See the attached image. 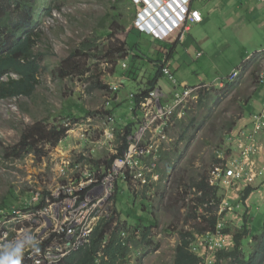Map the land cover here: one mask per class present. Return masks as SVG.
I'll return each instance as SVG.
<instances>
[{
  "label": "rangeland",
  "instance_id": "rangeland-1",
  "mask_svg": "<svg viewBox=\"0 0 264 264\" xmlns=\"http://www.w3.org/2000/svg\"><path fill=\"white\" fill-rule=\"evenodd\" d=\"M41 1V8L51 7L54 10L52 17H46L37 27L39 38L35 53L42 54L39 83L29 97L0 100V207L4 208L2 205L6 202L5 208L9 210H35L41 204V200L36 203L33 201L35 192L43 194L44 200L46 191L58 181L56 177L60 163L66 161L108 168L114 160L113 156L119 154L117 151L120 147L126 141L134 140L133 129L135 131L143 126L145 140L158 146L160 155L156 172L159 179L143 187L137 180H125L119 176L111 203L103 213L107 212V217H114V226L121 230V234H128L129 264H174L180 234L196 232L205 212L195 201L200 195L195 189L181 191L186 194V198L183 202L185 207L179 215L163 210L157 193L161 187H168L177 173L208 177L213 167L225 159L231 146L228 142L231 132L226 133L228 124L223 121L244 110L243 103L253 88L247 89L248 83H243L234 90L229 89L226 98L221 100V97L217 98L219 89L224 88L225 82H233L236 77L233 81L225 77L198 86L196 98L189 99L185 106L173 110L165 138L158 137L157 124L150 126L141 124V121L140 124H133L142 120L145 112L134 100L135 96L143 92L147 80L154 77L161 59L173 49V43L180 34L179 21L186 14L188 1L168 0L165 4L148 0ZM221 27L218 21L215 27H210L215 33L211 39L221 38L222 45H225L227 29L219 36ZM153 29L161 33L160 37L165 36V40L158 39L159 34H152ZM124 40L127 43L126 56L120 58L117 48H123L121 43ZM239 49L233 47L219 55V50L211 46L209 50L215 54L212 62L200 67L204 66L206 70L210 67L214 71L213 66H217L218 73L224 71L242 53ZM175 51V58L184 52L182 46ZM254 55L256 61H262L260 74L264 51ZM176 64L174 62V68ZM259 78L258 75V84ZM112 84L117 85L116 90H113ZM210 108L212 114L205 121L204 117L210 114ZM37 123L43 127V135L49 136L63 129L66 131L59 141L40 142L31 152H23L17 157V151L13 149L23 134L36 127ZM129 127L132 128L131 133L126 131ZM85 130L83 138L81 133ZM107 132L112 134L111 140L107 139ZM41 133L39 131V135ZM144 163L147 164L148 159ZM180 166L179 171L177 168ZM173 167L176 169L173 170ZM10 191L15 196H10ZM100 193L95 192L98 196ZM240 193L233 195V198L238 196L239 204ZM218 196L224 197L222 191ZM131 202L137 208L129 210L139 216L133 214V218H128L125 208ZM240 209L242 218L236 222L238 212L232 204L231 213L224 219V230L233 232L238 227L249 232V236L239 246V256L248 260L255 249L252 238L262 231L257 232L264 216H254L251 224L246 208ZM217 212L218 208H215L212 214L217 215ZM208 217L211 218V215ZM150 222L155 225L149 238L136 237L139 228H145ZM210 237L200 234L194 236L195 245L191 250L197 254V258ZM234 241L230 235L227 247H220L217 252L235 251ZM206 261L202 259V262Z\"/></svg>",
  "mask_w": 264,
  "mask_h": 264
},
{
  "label": "built area",
  "instance_id": "built-area-1",
  "mask_svg": "<svg viewBox=\"0 0 264 264\" xmlns=\"http://www.w3.org/2000/svg\"><path fill=\"white\" fill-rule=\"evenodd\" d=\"M194 21L195 19L187 14L183 23H180L181 29L187 31V22ZM165 58L161 60V68L163 76L173 86L170 100L163 103L161 90L155 88L139 102V107L145 111L141 124H157L156 132L161 138H165L173 110L185 106L189 99L196 98L199 89L198 86H180ZM123 68H126V65H123ZM237 75L238 71L232 72L228 80L233 81ZM259 82L264 83L262 77ZM111 86L116 90V84ZM143 129L142 126L133 132L134 140L128 138L132 141H128L126 150L114 158L108 168H95L66 161L60 163L56 177L58 181L46 191L44 200L43 194L35 192L33 201L36 203L41 200L35 210L0 209V256L5 260L3 264H62L67 255L89 244L93 229L101 219L110 217H107V212L103 213V210L111 203L119 176L125 180H137L143 187L158 181V146L145 140ZM86 131L81 133L83 138ZM263 132L264 111H261L252 115L249 129L240 130L234 137L237 153L231 151L229 156L222 159L209 173V185L219 192L222 191L224 197L219 198L215 230L201 235L211 236L205 246L200 244L203 250L199 256L207 260L204 263L198 256L201 264L216 263L218 249L226 248V242L230 235L232 236L223 232L224 219L232 211V198L227 194L238 195L246 188L253 187L252 185L264 176V146L258 141V135ZM106 137L111 140L112 134L107 132ZM145 159H148L147 164L144 163ZM95 192L101 193L98 196ZM126 234L123 232L122 236L125 238ZM135 235L140 237L139 232ZM213 239L216 240L215 243ZM194 245V242L190 245L193 254L195 253L191 247ZM205 253L208 254L205 256ZM101 255L98 254L99 257Z\"/></svg>",
  "mask_w": 264,
  "mask_h": 264
},
{
  "label": "trees",
  "instance_id": "trees-1",
  "mask_svg": "<svg viewBox=\"0 0 264 264\" xmlns=\"http://www.w3.org/2000/svg\"><path fill=\"white\" fill-rule=\"evenodd\" d=\"M41 2V0H0V100L21 96L29 97L34 93L39 83L38 77L41 70L40 62L42 54L35 53V46L39 38L37 27L43 23L46 17H52V12L54 10L51 7L41 8ZM126 44L124 40L123 43H121L123 48L122 46L117 48L118 57L124 58L126 56ZM174 50L175 48L173 47L168 56H166V60L174 54ZM261 62L262 61H256L255 55L244 61L238 69L239 74L237 78L233 82H226L224 88L219 89L220 91L218 92L217 98L221 97V100L226 98L229 89L234 90L243 83H248L247 88H253V90L256 91ZM163 77L160 65L154 77H150L147 80L146 86L142 90L143 92L135 96L134 101L138 107L141 98L157 88L159 80ZM217 103H220V101ZM208 111L210 114L204 117L205 121L210 118L212 108L208 109ZM243 112L244 110L241 109L232 118L223 121V123L228 124V128L226 130L224 129L226 133H230L234 129L236 121L242 116ZM135 113L137 115L136 111ZM140 121L139 119V122L133 124H140ZM205 121H203L204 124H206ZM130 127L126 129L128 133H131L132 128ZM182 128L184 129V124H182ZM39 131H42L41 135H39ZM65 131L66 129H63L49 136L43 135V127L40 123H37L36 127H33L27 134H23L19 143L13 150L17 151L16 155L19 157L23 152H31L40 142L53 141L55 143L59 141ZM127 147L128 141L124 143V146L122 145L120 147L118 150L119 154L113 156L112 159L118 157ZM229 153V150H227L224 157L227 158ZM180 168L181 166L177 169L180 171ZM175 169L176 168L173 167V170ZM186 175L185 173L182 175L177 173L174 181L171 182L168 187H161L160 192L157 193L159 197L158 202L163 210L168 213H177L179 215L181 210L185 207L183 202L186 198V194L181 191L186 192L187 190L195 189L196 192L200 194L195 201L203 208L205 215L202 216V222L196 227V232H182L180 234L179 244L175 250L174 264H201V259L192 254L189 248L195 239L194 235H203L208 231L215 230L218 217L216 214L213 215L212 213L215 208L217 210L220 203L218 196L219 191L215 187L209 185L207 180L208 177L205 175ZM253 190L254 188L249 187L242 191L240 194V202H244ZM10 196H15V194L10 191ZM42 203H44V201ZM3 204H5L2 205L4 208L0 207V209H6V202ZM126 205L125 210L128 218H133V214L138 215L136 212L132 211L136 208L132 207V205H135L133 202H131L129 206L128 204ZM210 215L211 218L208 217ZM138 219L141 220V218ZM153 220L155 221L154 217ZM248 222L252 223L250 216H248ZM154 225L155 223L152 224L150 222L145 228H139L140 230L137 232L140 233L141 239L144 237L145 239L149 238ZM249 229L253 232L252 228ZM223 232L232 234L234 237L235 251L229 253L222 251L217 252L216 264H264V220L257 231L260 232V234L252 238L255 249L250 254L248 260L239 256V246L242 240L249 236V232L244 229L241 230V228L238 227H236V229L234 228L233 232L229 230H223ZM127 235L128 234H126L124 238L121 234V230L117 226H114L113 216H110L108 219H101L93 229L89 244L67 255L63 259L62 264H129L127 256L130 247L127 243ZM99 253L102 254L100 257L98 256ZM3 261L5 260L0 256V264H3Z\"/></svg>",
  "mask_w": 264,
  "mask_h": 264
},
{
  "label": "crops",
  "instance_id": "crops-1",
  "mask_svg": "<svg viewBox=\"0 0 264 264\" xmlns=\"http://www.w3.org/2000/svg\"><path fill=\"white\" fill-rule=\"evenodd\" d=\"M148 1L154 3L162 1L165 4L168 0ZM185 1H188L185 7L186 14L179 21V27L187 14H190L195 21L187 22L188 29L185 32L180 27V34L173 43L175 50L179 46H182L184 52L175 58L176 51L174 50V54L167 60L180 86L194 88L217 82L220 79L228 77L232 72L238 71L240 65L249 59L250 56L252 57L255 53L264 51V0ZM217 21L222 25L218 32L219 36L223 34L225 28L227 29V34L224 38V41H226L225 45H222L221 38L211 39V35L214 36L215 33L211 31L210 27H215ZM154 29L152 34H159L158 39L164 41L165 36L160 37L161 33H158ZM216 43L218 44L215 45ZM211 46H215V50H219L217 51L219 55H223L226 50L233 49V47H240L242 53L233 59V62L230 66H227L226 70L218 73L217 66H213L214 71H211L210 67L207 70L204 67L205 65L208 66L215 56L212 53L213 51L209 50ZM240 49L238 50L239 52ZM174 62L177 63L175 68L173 67ZM200 65H204L203 68ZM259 76L264 80V64ZM163 78L165 80H159L157 88L161 90L162 97L165 98L162 99V102L167 103L170 100L173 86L167 78ZM188 79L190 80L189 83ZM256 89V91L252 90L247 97V101L243 103L244 112L236 121L234 129L229 134L228 142L231 143L228 149L229 152L236 151L237 144L234 137L240 130L250 128L252 115L264 111V83H259ZM258 141L264 146V132L258 135ZM252 186L254 190L240 204L237 203L238 196L235 195L233 198L234 193L229 194L232 199H235L231 200V203L235 205V209L238 212V215L235 217L236 222L241 221L242 210L240 208L242 207L246 208V212L250 216L252 223L254 216H264V183L260 179L259 182H256ZM132 207L135 208L133 205ZM138 213H141V211H138Z\"/></svg>",
  "mask_w": 264,
  "mask_h": 264
},
{
  "label": "bare ground",
  "instance_id": "bare-ground-1",
  "mask_svg": "<svg viewBox=\"0 0 264 264\" xmlns=\"http://www.w3.org/2000/svg\"><path fill=\"white\" fill-rule=\"evenodd\" d=\"M118 152V151H117ZM213 205V204H212ZM212 207V206H211Z\"/></svg>",
  "mask_w": 264,
  "mask_h": 264
}]
</instances>
